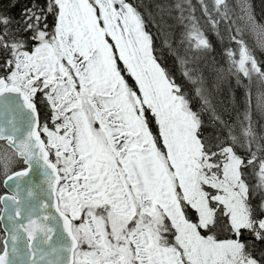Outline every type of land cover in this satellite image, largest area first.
I'll return each mask as SVG.
<instances>
[{"label":"snow or ice","instance_id":"1","mask_svg":"<svg viewBox=\"0 0 264 264\" xmlns=\"http://www.w3.org/2000/svg\"><path fill=\"white\" fill-rule=\"evenodd\" d=\"M158 7L187 89L135 0H0V264H264V25L250 0Z\"/></svg>","mask_w":264,"mask_h":264},{"label":"trees","instance_id":"2","mask_svg":"<svg viewBox=\"0 0 264 264\" xmlns=\"http://www.w3.org/2000/svg\"><path fill=\"white\" fill-rule=\"evenodd\" d=\"M170 0H135V3L141 6L140 10L143 12L146 27L156 37L157 45V55L161 57V63L166 66L170 71H173L178 83L184 84L185 88H189L179 72L175 69V58L170 54L169 50L166 47H163L162 40L163 36L161 35V30L157 27V22L163 19L165 26H170V40L178 42V38L181 33L180 26L175 22L174 18L169 16L165 11L163 15L161 14L159 5L167 4ZM193 3H196V0H193ZM250 4L253 9V14L256 17L259 24L264 25V0H250ZM210 40L213 42L216 51L209 55L208 62L205 64V76L209 81L215 78L214 69L212 65L221 66V43L219 37L215 36L212 33H208ZM249 42L255 41L253 37L249 34L247 36ZM243 89L237 88L235 81H229L227 79L222 80L220 83V89L216 95V103L219 104L223 109L228 113H231L233 117L235 113L232 111L233 107L236 106V98L240 97L242 100ZM256 92H253V103H255ZM195 103V102H194ZM259 117H257L258 119ZM3 192V189H1Z\"/></svg>","mask_w":264,"mask_h":264},{"label":"rangeland","instance_id":"3","mask_svg":"<svg viewBox=\"0 0 264 264\" xmlns=\"http://www.w3.org/2000/svg\"><path fill=\"white\" fill-rule=\"evenodd\" d=\"M254 17H255V16H254ZM255 20H256V22L259 24V22L257 21L256 17H255ZM260 25H262V24H260ZM250 35H251V34H250ZM251 36L253 37L254 40L257 39V37H256L255 35H251ZM1 189H3V188H2V184H0V195L2 194Z\"/></svg>","mask_w":264,"mask_h":264},{"label":"water","instance_id":"4","mask_svg":"<svg viewBox=\"0 0 264 264\" xmlns=\"http://www.w3.org/2000/svg\"><path fill=\"white\" fill-rule=\"evenodd\" d=\"M2 188H3V192H2L1 195H7V194H9L8 190L4 187L3 184H2ZM4 223H6V221Z\"/></svg>","mask_w":264,"mask_h":264}]
</instances>
